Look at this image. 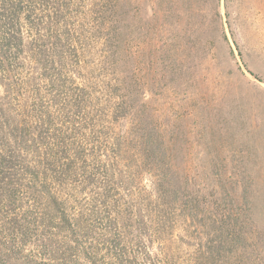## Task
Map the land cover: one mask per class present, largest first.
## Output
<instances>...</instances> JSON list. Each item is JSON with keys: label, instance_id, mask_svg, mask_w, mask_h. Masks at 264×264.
<instances>
[{"label": "trees", "instance_id": "obj_1", "mask_svg": "<svg viewBox=\"0 0 264 264\" xmlns=\"http://www.w3.org/2000/svg\"><path fill=\"white\" fill-rule=\"evenodd\" d=\"M142 1L0 0V264H264L259 171L215 148L248 131L235 135L231 109L203 92L198 53L152 39L176 30L159 18L176 16L175 0ZM220 20L211 34L226 41ZM168 92L195 102L159 117ZM193 141L209 156L204 176L188 163Z\"/></svg>", "mask_w": 264, "mask_h": 264}, {"label": "rangeland", "instance_id": "obj_2", "mask_svg": "<svg viewBox=\"0 0 264 264\" xmlns=\"http://www.w3.org/2000/svg\"><path fill=\"white\" fill-rule=\"evenodd\" d=\"M151 4L150 1H142L137 6L138 8H142L143 13L146 11L149 13V5ZM175 4L176 16L175 13L174 16L171 13L170 15H165L164 11H161L159 18L162 23H165L164 20L169 21L167 23H172L176 27V30L174 28V31L170 30V32L161 31L156 34L152 33V37L154 35L152 39L156 37L159 43L161 40L159 37H162L165 43L169 45V42L173 38V44L177 46L179 42H181L180 44H185L184 42H186L190 48V52L192 51L194 55L198 53L197 55L202 58V69L206 78L205 81H202L204 82L202 84L203 92L207 91L216 97V99L220 98L217 107L219 113L224 112L223 110L227 111L226 109L228 108L231 109L234 114L233 117H236V124L239 125L237 127L239 130L235 129L234 131L235 135L241 134V132L244 133L245 131L243 130L248 131L247 134H249L247 138L238 135L234 137L233 135L231 139L225 134L219 135L215 148L220 151L221 156L223 155L222 159L228 161L226 164L229 166L230 164H234V166L241 167L242 162L240 161L242 158L248 169L256 165L254 172L259 171L256 179L264 187V0H191V6L189 10L185 11V16L182 11V8L184 9V0H175ZM217 11L222 17V21H220L225 29L226 41L221 38L215 41L211 34L213 26H210L209 23L211 24ZM189 12H191L189 19L194 25V32L192 33V37L187 41V39L182 40L180 38L184 34L180 32V35H178V30L183 25H186ZM141 16L136 17L137 22L135 24L139 27L141 25L139 17ZM150 24L153 25V21ZM157 39L154 40V43ZM152 44L153 42L148 45L152 46ZM248 69L252 70L263 81L260 82L254 78ZM159 73V71H156L153 75L155 82L161 81ZM254 87H258L261 90L256 91L253 89ZM168 93L164 104L162 101L155 102L154 108L158 109L156 115L159 117L161 111H163V116L172 109H177L181 113L186 109L188 104L193 106L192 104L195 102L188 103L182 95L174 97L172 92ZM241 97L242 101H245L247 105H244L245 111L241 110L237 113L232 110L231 103L239 101ZM202 115L203 113L200 114V111L193 110L186 122L187 127L192 129L196 136L199 133L202 134L201 132L204 133L203 128L205 127H201L200 122L196 124L200 118L202 119ZM222 115L227 116V114ZM230 115L232 114L228 116ZM163 116L161 117L164 124ZM241 125L243 126L241 127ZM206 131L212 133V128H207L205 129ZM233 150L236 151V155L232 152ZM188 151L190 154L188 157L190 167L194 169L195 166L201 165V174L204 176L205 171L207 172V169L209 170L208 167L211 166L208 159L209 156H206L204 152V147L200 148L199 144L193 141L188 146ZM244 151L248 154L250 152L246 160L243 157ZM233 161H236V163ZM217 179L212 174L208 185H216ZM146 183H148L147 179ZM240 194H237L238 202L242 201ZM262 200H264V197Z\"/></svg>", "mask_w": 264, "mask_h": 264}]
</instances>
